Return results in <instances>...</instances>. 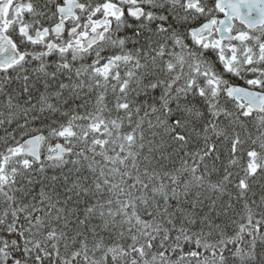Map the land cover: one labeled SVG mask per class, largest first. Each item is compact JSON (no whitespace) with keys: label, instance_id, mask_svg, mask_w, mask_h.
Returning <instances> with one entry per match:
<instances>
[{"label":"snow or ice","instance_id":"1","mask_svg":"<svg viewBox=\"0 0 264 264\" xmlns=\"http://www.w3.org/2000/svg\"><path fill=\"white\" fill-rule=\"evenodd\" d=\"M0 264H264V0H0Z\"/></svg>","mask_w":264,"mask_h":264}]
</instances>
